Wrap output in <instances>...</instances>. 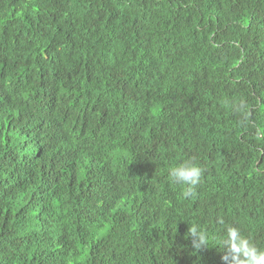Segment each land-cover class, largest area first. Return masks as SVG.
Wrapping results in <instances>:
<instances>
[{"label": "trees", "instance_id": "1", "mask_svg": "<svg viewBox=\"0 0 264 264\" xmlns=\"http://www.w3.org/2000/svg\"><path fill=\"white\" fill-rule=\"evenodd\" d=\"M227 225L264 248V0H0V264H222Z\"/></svg>", "mask_w": 264, "mask_h": 264}, {"label": "clouds", "instance_id": "2", "mask_svg": "<svg viewBox=\"0 0 264 264\" xmlns=\"http://www.w3.org/2000/svg\"><path fill=\"white\" fill-rule=\"evenodd\" d=\"M202 174V168L195 163L194 159H187L170 166L167 178L171 184L182 186V196L188 199L195 195L194 190L200 183ZM189 234L193 237L195 248L208 247L207 233L200 226H191ZM216 243L215 249L222 253V264H264V248L253 244L236 226H225Z\"/></svg>", "mask_w": 264, "mask_h": 264}, {"label": "bare ground", "instance_id": "3", "mask_svg": "<svg viewBox=\"0 0 264 264\" xmlns=\"http://www.w3.org/2000/svg\"><path fill=\"white\" fill-rule=\"evenodd\" d=\"M11 131V130H10Z\"/></svg>", "mask_w": 264, "mask_h": 264}]
</instances>
